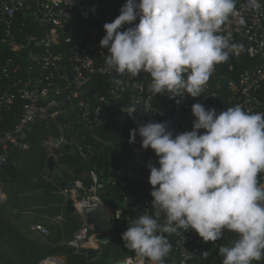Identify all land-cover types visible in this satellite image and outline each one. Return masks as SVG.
<instances>
[{"label":"built area","instance_id":"obj_1","mask_svg":"<svg viewBox=\"0 0 264 264\" xmlns=\"http://www.w3.org/2000/svg\"><path fill=\"white\" fill-rule=\"evenodd\" d=\"M125 2L0 0V171L15 152L30 150L35 141L44 152L43 175L50 176L46 163L50 156L55 167L64 155L91 163L87 170L65 169L64 164L62 173L53 170L61 183L65 208L69 201L72 213L79 217L67 246L87 257L95 248L91 234L99 232L89 210L108 207L112 240H121L125 251L111 264H151L122 240L129 226L121 220L122 214L147 213L151 208L140 193L129 194L124 188L138 179H149V163L159 167L154 150L141 147L138 133L130 142V130L155 121L167 122L174 136L190 131L195 119L191 107L196 102L217 111L241 105L253 113H264V0H235L234 12L219 33L230 37L228 59L215 65L200 96L184 93L182 100L169 98L167 93L154 95L148 73L118 75L107 67L108 49L99 43L106 34L103 25L119 15ZM243 59L254 62L235 73L234 66ZM115 79L122 83L116 85ZM133 105L134 117H130L126 112ZM107 147L119 159V170L112 175L97 166V157ZM258 181L264 187V171ZM108 186L120 194L117 202L121 206L113 211L101 198ZM4 198L0 183V202ZM29 228L41 237L49 235V228L40 222ZM164 235L171 244L164 264H222L219 247L237 238L228 230L214 242H205L194 229ZM55 258L45 257L38 264ZM252 264H264V259Z\"/></svg>","mask_w":264,"mask_h":264},{"label":"clouds","instance_id":"obj_2","mask_svg":"<svg viewBox=\"0 0 264 264\" xmlns=\"http://www.w3.org/2000/svg\"><path fill=\"white\" fill-rule=\"evenodd\" d=\"M234 9L235 0H126L119 15L103 25L106 34L99 43L108 49L106 65L118 75L148 73L154 95L198 97L215 65L228 59L230 37L219 33ZM134 111L133 105L126 113L134 117ZM191 111L192 130L175 136L167 122L130 130V142L138 133L141 147L154 150L159 167L147 165L154 211L132 221L122 233L124 245L151 264H164L171 251L165 233L194 229L205 242H214L228 230L237 238L219 247L222 264L260 261L264 113L241 105L217 111L199 102Z\"/></svg>","mask_w":264,"mask_h":264},{"label":"trees","instance_id":"obj_3","mask_svg":"<svg viewBox=\"0 0 264 264\" xmlns=\"http://www.w3.org/2000/svg\"><path fill=\"white\" fill-rule=\"evenodd\" d=\"M253 62L254 60L243 59L241 62L236 63L234 72H240ZM61 164L68 167L76 166L82 170L89 169L91 165V163L84 162L80 158L68 155L60 157L58 165L54 168L61 167ZM43 166L44 152L38 141H35L30 150L15 152L11 161L3 167V171H0V183L2 184L3 193L5 192L7 197L5 202L10 203V209L16 210L20 217H22L21 214L25 210L32 208L35 216L32 220H29V224L40 220L38 214L47 213L49 216L54 217L62 212L68 223L66 234L61 235L60 228L57 226V237L54 240L48 239L44 244L39 243L29 238L26 232L19 231L4 212L6 204L0 202V240L12 242L8 253L0 252V264H38L45 257L55 256L60 252L66 254V264H109L106 257L111 253V249L116 257L124 255L125 251L122 244H99V234H97L98 236L92 235L93 239L96 240L95 249L89 250L87 257L79 252H70L66 244H60L63 237L66 240H71L73 231L78 227L79 217L67 211L64 206V198L56 194L61 183L56 179V176L52 179L55 175L54 172L52 171L50 176H47V173L44 175L40 173ZM97 166L99 168L105 167L106 174H115L119 170L118 155L111 151L109 147L105 148L102 155L97 157ZM124 190L129 194L140 193V199L148 200L151 204L153 197L150 195L152 186L149 179H138L136 184H132ZM101 198L105 203L115 208L120 194L116 188L108 186L106 192L101 193ZM153 211L151 204L149 212L144 213L140 210H134L128 215L125 212L122 214L121 220L124 224L131 225L136 217L143 214H152ZM99 251H101V254L97 257L96 254Z\"/></svg>","mask_w":264,"mask_h":264},{"label":"rangeland","instance_id":"obj_4","mask_svg":"<svg viewBox=\"0 0 264 264\" xmlns=\"http://www.w3.org/2000/svg\"><path fill=\"white\" fill-rule=\"evenodd\" d=\"M65 169H67V166H66ZM65 169L62 168V167H58L57 169L55 168V170H56L55 172L58 171V172L62 173ZM55 172H54V174H55ZM54 176H56V174L53 175L52 179L54 178ZM4 194H5V198H4V200L2 202H4L3 204H6L5 205L6 207L4 208L5 214H7L8 218L17 226L19 231L26 232V234L28 235L30 233L29 229H28L29 220L33 219V217L35 216V212L32 211V208H28L27 210L24 211V213L21 214L22 217H20V214H17L16 210L10 209V206H11L10 203L5 202L7 197H6V193L5 192H4ZM56 194L61 196L65 200V196L63 195V193L60 191L59 188L57 189V193ZM119 206H121V203L117 202V206L115 208H117ZM113 209L114 208L111 207V211H113ZM59 215H62V212H60L58 214V216ZM55 217H57V216H54V217H51V218L53 219ZM52 219L50 221L51 223L46 224V226L49 228V235L48 236L40 237L38 235H32L30 233V237H32L33 240H35V241H37L39 243H42V244L46 243L48 241V239L54 240L57 237V235H56L57 232H58L57 231V226L59 227V224H57L56 221L52 220ZM24 228H26V229H24ZM93 234L94 233L91 234V238L92 239H93V237H92ZM11 243L12 242H10V241H1L0 240V252L8 253L10 251V247H11L10 244ZM55 256L57 257L56 259H58L61 262V264H63V263L66 264V254L64 252H60V253H58ZM96 256L98 257L99 253L96 254ZM115 258H116V255H114V252L111 249V253L106 257V260H107L108 263H112L115 260Z\"/></svg>","mask_w":264,"mask_h":264},{"label":"water","instance_id":"obj_5","mask_svg":"<svg viewBox=\"0 0 264 264\" xmlns=\"http://www.w3.org/2000/svg\"><path fill=\"white\" fill-rule=\"evenodd\" d=\"M47 167L49 169V173H51L54 170L55 167V161L53 157H49L46 161ZM79 170L77 171V173ZM67 211L72 212L73 207L70 205V202L68 201V205L66 207ZM109 208L108 207H101L97 210H89V217L91 218L92 222L94 223L95 227L97 230L100 232L101 237L98 239V243L101 245H107L110 244L111 242L120 245L121 240H112L110 231L112 228L111 224V216L109 213ZM118 213V210L116 211L115 215ZM117 217H115L116 220ZM69 251H75L74 247H69ZM116 264H125L123 261H120Z\"/></svg>","mask_w":264,"mask_h":264},{"label":"crops","instance_id":"obj_6","mask_svg":"<svg viewBox=\"0 0 264 264\" xmlns=\"http://www.w3.org/2000/svg\"><path fill=\"white\" fill-rule=\"evenodd\" d=\"M38 216L40 217L39 219L40 220H38V222H40V223H42V224H44V225H46V224H48V223H51L50 221H51V216H49L47 213H43V214H38ZM57 217H55V218H53L52 220H55L56 221V223L57 224H59V228H60V231H61V235H65L66 234V226H67V221H66V219L64 218V215L62 214V215H56ZM31 224H33V223H30L29 225H28V229H29V232L32 234V235H36L35 233H33V232H31V230H30V225ZM30 233L27 235L29 238H32V237H30ZM94 234H95V236H98L97 234H99V237H101V234H100V232H93ZM95 238V237H94ZM33 239V238H32ZM68 240H66L64 237L61 239V241H60V244H66V242H67ZM110 244H114V243H110ZM67 245V244H66ZM108 245V244H107ZM94 247H95V244H94ZM69 248V247H68ZM95 249V248H94ZM100 249V248H99ZM70 252H75V251H70ZM99 253V255L101 254V251H99L98 252ZM97 253V254H98ZM56 257V256H55ZM60 259V258H59ZM61 260V259H60ZM64 264V263H63ZM110 264V263H109Z\"/></svg>","mask_w":264,"mask_h":264},{"label":"bare ground","instance_id":"obj_7","mask_svg":"<svg viewBox=\"0 0 264 264\" xmlns=\"http://www.w3.org/2000/svg\"><path fill=\"white\" fill-rule=\"evenodd\" d=\"M46 264H61V262L58 259H50Z\"/></svg>","mask_w":264,"mask_h":264}]
</instances>
